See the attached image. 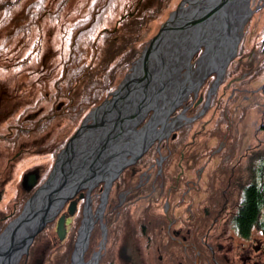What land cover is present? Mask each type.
<instances>
[{"label":"trees","instance_id":"16d2710c","mask_svg":"<svg viewBox=\"0 0 264 264\" xmlns=\"http://www.w3.org/2000/svg\"><path fill=\"white\" fill-rule=\"evenodd\" d=\"M139 1L91 0L85 5L87 7L85 14L82 13L83 15L68 23L60 21L63 35L67 38L63 39L66 42L63 43L66 46V52L62 50L59 56L61 60L58 67H60L61 73L52 84V93L49 96L39 94L35 103L27 107L22 113L24 114L31 107L42 104L44 99H46L45 102L49 108L45 114H38L37 118L29 123V131L15 129L14 133H11L6 139L0 138V145L4 147L5 151L0 154V158H3L4 162L19 150H22V153H35L36 149L44 147L43 145L37 146L35 141L38 138L50 139L51 126L55 127L58 120L62 117H69L68 114L70 116L73 114L74 118L72 119H76L84 111H89L99 104L108 93L114 90L115 82L125 65V61L131 55V51L127 47L129 36L139 33L145 22L157 19L170 0H156L154 6L143 9L141 12L135 9ZM66 3L67 0H59L55 4V11L53 12L51 8L49 10V7L45 5L44 0H36L25 7L24 13L18 15L16 5L0 0V27L4 25L3 27L20 28L17 30L24 33V30L26 31L28 26H32L38 16L34 25L39 30L38 26L41 25L40 21L43 18L57 22L60 17L58 12L64 10ZM16 4L18 6V3ZM115 10H121L122 15L124 14L116 30L112 31L113 26L102 28L104 20ZM7 35L9 36H6V40L0 42V65L5 62L4 68L26 67L33 56L35 58L39 56L38 54L42 50L40 45L43 42L41 39L35 42L36 45L32 54H28L26 57H5L4 54L11 51V49H7V46L8 41L11 43L12 36L10 33ZM39 37L41 36L39 35ZM18 43L19 46L14 47L13 51L22 49L27 40L20 38ZM235 62L234 59L229 65ZM235 64L237 65V63ZM235 69L236 66H228L225 78L229 79ZM212 81L210 80L205 86L203 100L199 103H197V99L192 101L195 105L188 113L190 116L196 115L202 108L206 92ZM239 84L241 81L234 82L231 87L236 88ZM238 96L239 94L223 96L218 92L214 93L207 109V111L212 109L209 122L199 125H195L196 122H191L182 125L161 143L153 144L136 162L144 168L154 164L160 155L164 157L162 174L158 180H167L169 185H173L170 192L172 202L180 200L181 194L187 187L185 182L196 180V171L201 166L204 167L199 182L192 187L198 191H192L184 198V201L190 204L195 201L201 205L207 202L212 204L211 209L206 208L208 214L201 215L193 224L195 228L201 230L200 236L204 235L214 218L216 221L211 228L220 226L222 219L219 218L223 216L226 208H230L232 213L224 219L239 236H247L250 229L255 225L264 228V159L258 160L255 166L251 168L252 174H255V183L247 187L242 182L238 185L239 187L242 186L241 190L244 192L243 197L238 202L229 198L233 196L226 191L232 185L229 183L227 187V181L236 177L239 178V175L233 174L239 172V164H236L238 168H232V166L236 163L235 157L240 147L242 134L238 130L242 125L245 107L240 106L238 111L231 107ZM61 100L65 101L63 106L55 108ZM53 114L54 117L46 118V116ZM40 118L42 120L34 127ZM220 144V151L212 154ZM255 154L257 155L256 152ZM172 164L174 166L171 168ZM127 171L126 169L122 177L132 178L135 181L137 176H130ZM179 173L180 176L176 181ZM216 180H222V183L218 185ZM223 190L225 192L222 194ZM147 192L146 190L144 193ZM29 195H25L18 206L11 210L8 220L15 218L20 213L24 200ZM224 198H227L226 201ZM222 206L223 209L221 210ZM193 210L200 214L203 212V208L199 209L195 206ZM8 220L0 226V231ZM188 226L191 227V223ZM44 231L50 233L52 223L46 225V228L34 237L27 254L22 256L18 264H69L74 233H68L63 240L57 239V242L48 245L41 241Z\"/></svg>","mask_w":264,"mask_h":264},{"label":"rangeland","instance_id":"374dc122","mask_svg":"<svg viewBox=\"0 0 264 264\" xmlns=\"http://www.w3.org/2000/svg\"><path fill=\"white\" fill-rule=\"evenodd\" d=\"M4 1H7L8 4L16 5L15 6L16 12L19 15L24 13V9L28 4H31L36 0H4ZM180 1L181 0H170L169 3L167 4V7L164 9V11L160 14V16L157 19L149 20L145 22L144 26L142 27V30L139 33L129 36L127 47L130 49L131 55L125 61V65L123 66V69L115 82L114 90L116 89L117 85L124 79L125 75L130 72V69L135 64V61L139 58L141 52L148 45L149 40L158 31L160 24L176 8V6ZM58 2L59 0H44L45 5L49 7V10L51 8L53 12L55 11L54 9L55 4ZM89 2H91V0H67L66 5L64 6V10L58 12V16H60L58 21L53 22L52 20H48V18H43L40 21L41 25L38 26L39 30L34 25V23H36L38 19V16L36 17V21L32 23V26L27 27L26 30L27 33L25 30L24 33L21 32L20 30H17L20 28H12V27L9 28V26L3 27L4 25L0 27V42H3L6 36H9L7 35L8 33H10L12 36L10 40L11 43H9L8 41V46H7L8 47L7 49L9 50L11 49V51L5 53L4 54L5 57H9V58L11 57L17 58L18 56L26 57L28 54H32L35 48L34 46L36 45L35 42L37 40L41 39L43 41L42 45H40V49L42 46V50L38 54L39 56L36 58L33 56L29 65H27L26 67L4 68L5 62H3V64L0 65V122L5 124V126L3 124H0L1 135H4L6 133L7 131L6 126L12 124L9 123L10 120H13L16 116L23 114L22 112L27 107L35 103L36 98L39 96V94H42L44 96H49L52 93V87H53L52 84L61 73L60 67H58V64L61 60L59 56L62 53L61 52L62 50L63 52H66V46L63 44L65 41L63 39H67V38H65V36L63 35V31L59 23L60 21L65 23L71 22L74 18H78L81 15H83L82 13L85 14L87 8L85 5H87ZM16 3H18V6ZM155 3L156 0H140L135 9L141 12L143 9L154 6ZM184 6H186V4H183V7ZM247 7L248 10L251 11V14L246 18V21L244 22L241 30H239L238 32L241 38L237 47L236 55L229 61L228 65L225 68L222 78L217 81V85L215 87L214 92L209 96L207 100V105H209L212 95L216 92H218V94L223 96H227V94L231 95L233 91L231 84L236 81L234 78L243 80L241 84L237 86L241 90L240 93H238L237 90L235 93V94H239V96L235 100V103L231 105V107H233V109L236 111H238V108L240 106L245 107L244 114L242 116V125L240 128L241 130L240 129H239L240 131L238 130L242 134L240 139V147L238 150V154L235 157L236 163L232 166V168H235L236 164H239L240 168L239 170L237 169L239 172L233 173L235 176L239 175V178L238 177L233 178L234 183L231 182L232 190L229 192L231 193L232 191H235V194H233L234 197H229V198H233L235 202L239 201V198L237 196L239 193H241L240 190L242 186L241 187L238 186L241 183L240 180L242 181L243 184L246 183V181H250V180H252V182L255 183L254 180L255 174H252L251 168L255 166L258 160L264 159V127H263L264 126V0H247V5L244 6V4H242L239 7V10L242 12V14L247 12ZM122 13L123 12H121V10H117V11L115 10L112 13H110L107 16V18L104 20L102 24V28L113 26L112 31L116 30L117 25L121 20L120 18L124 16V14L122 15ZM23 35L26 38L21 37ZM39 35L41 37H39ZM20 38H24L25 40H27V43L24 45L22 49L13 51L14 47L19 46L18 42L20 41ZM188 41L189 39H187V42ZM181 48L184 49V46ZM173 49L174 47L172 45V47L170 48L171 55ZM205 51H206V47L204 45L199 46V48L194 52V54L189 60L191 64L190 68L194 70L193 79L195 81L193 86L190 88V91L187 94L186 98L169 113V117L172 120H174L173 127H176L184 120L183 116L185 118H188L189 115H186L185 111L188 109L189 104L191 103V101H194V99L198 100L199 96L201 97V100H203L205 86L208 85L210 80H213L212 83H210L209 88L206 92L205 101H204L205 104L207 99V93L211 85L214 83L215 79L217 78V73L214 71L197 70L198 64L196 61H198L200 57L204 55ZM234 59L237 65L235 63L229 65L230 62ZM228 66L231 67L236 66V69L234 70L232 76L229 79H226L225 73ZM187 72L188 70L186 68H181L179 70V75L181 76V78H185V74ZM200 78L202 79L199 81ZM250 78L251 81L248 82ZM136 83L137 81H134L132 85H128L125 88L124 90L125 96H127L132 90L135 89L134 86L136 85ZM45 101L46 99L42 101V104L36 105L35 107H31L30 110L24 113L27 115V118L30 119V121L35 120L37 118V115L40 113L41 115L45 114L47 108H49V105ZM61 102H65V101L61 100ZM182 106L184 107V109L180 111ZM115 109L116 107L114 106L108 113L111 115L115 111ZM211 112L212 109L207 112L205 110L203 114H201L199 118L195 120L197 121L195 125L197 124L199 125V123L201 124L202 122L204 123L208 121L212 114ZM87 113L88 111H84L71 123H68L65 120L66 117H62L60 120H58V123L56 125L57 128L51 126L50 138L53 144L60 143L61 145L59 147L62 148L64 144L68 143L70 138L73 136V134L79 129V126L80 124H82L83 118L87 116L86 115ZM151 113L152 110L148 109L146 113L143 115V117L139 120L135 128L141 129V127H143V125L149 120ZM131 122L133 123L134 119H132ZM86 123H89L90 125L92 123V119L86 121ZM111 124L112 123H110V125ZM110 125L107 124V127L103 129H96L98 126L84 129L79 137V139L81 138V140H83V138H87V139L89 138V140L92 141V137H90L91 133L89 132V130L95 132L99 130L98 132L99 135L94 140V142L96 141V143L94 144L95 146L94 145L93 147H90V145L84 147L82 146L78 150L79 151L85 150V152L80 153L78 156H76V158L80 160L81 158H86L85 156L87 155L93 154L95 151V149L93 148H96L99 145L101 139L99 136H103L108 130L109 128L108 126ZM118 128L119 125L117 127V130ZM156 128L158 130L161 128L160 122L157 123ZM165 139L167 138H162L161 140L155 139L150 145V147L153 144L157 145L161 143ZM133 144L135 145L136 143L133 141ZM75 146L78 147V144L76 143ZM3 148L4 147L0 145V154L5 152ZM57 150L55 149L54 151ZM51 152H52L51 150L46 149L44 151L38 152L37 154L23 155L19 159L13 161L11 163V166L6 165L4 159L0 158V182H1L0 183V226H2V224L6 220H8V218H10L12 207L18 206V198L16 197L18 193L22 191V188L20 187V185H22L20 183L21 176L25 174L30 168L35 167V169H32L33 173L34 170H37L36 174L34 173L35 176L30 177L32 183L28 185L26 184V182H24L27 186L26 187L27 189H25L23 192L27 196V194L29 195L33 191V189H35L38 185L41 184L42 181L45 182V180L49 177L50 173L52 172L53 168L56 167V164L54 165L53 163L54 158H52ZM255 152L257 153V155L255 154ZM130 156L131 155L128 154L126 157L129 158ZM160 157H162V160H160ZM137 160L131 166L129 165L131 170L137 168L134 167V164L137 162ZM163 161L164 158L163 156L160 155L155 163L160 162L159 164H163ZM173 166L174 165L172 164L170 167L172 168ZM154 167L155 170L158 169V166H153V168L150 169V171L145 170V173L142 176L143 180L146 179L147 181L154 176L155 174ZM228 186L229 183L227 187ZM158 191L160 190L156 189L153 192V194L154 193L157 194ZM109 194L110 195L108 201L117 203L118 200V205L125 203V201H128V198H126L128 193L122 191L119 192L118 189H116V187H112ZM146 194H148V192ZM70 199L71 198L67 199L64 202L65 205H67L68 200ZM226 199L227 198H224L225 201ZM119 201H121V203H119ZM145 205L146 203H144V198H142L138 204H135L133 206L132 211H137L139 213V211H141ZM184 205H185L184 207L188 211L186 212L187 218H190L189 215V213H191L190 209L194 206L198 207L199 209L203 208L205 210L206 208L209 210L212 207L211 202H207L201 205L199 202L195 201L192 202L191 204L186 203ZM108 208L109 207L107 205L106 209ZM222 209L223 206L221 207V210ZM106 213L107 212H104L102 214L103 218L101 219V222L103 223H106V219L107 222L108 221L110 222V219L108 215H106ZM57 216L58 214H56L54 218ZM224 216L229 217L228 214H225ZM130 218L131 216L129 215L128 221H130L129 220ZM219 219H222L223 221L222 227H225L223 236L228 237L231 235L232 238L230 239L231 240L233 239V242L241 241L240 239H236L235 237H233L234 234L229 231L228 222H226V220L223 219V217ZM11 220H8L7 224ZM48 223L46 225H48ZM7 224L4 226V228L7 226ZM46 225L41 231H43L46 228ZM94 225L97 235L95 237L96 238L95 240L96 242H98L100 236L98 230L99 224L95 223ZM109 225L110 224H108V226ZM126 226L124 225V227H122L120 230L116 229L114 231L117 233L115 244L120 243L121 235L123 234V231L124 232L126 231ZM4 228L0 231V233L4 230ZM56 237L57 236L54 231H50V233L47 231L41 236V241L47 243L48 245L50 244L52 245L53 242L54 243L57 242ZM252 238H254L256 242H264V234H261L260 231L255 228L252 230ZM256 242L254 243L256 244ZM96 248L97 246L96 244H94L92 250H96Z\"/></svg>","mask_w":264,"mask_h":264},{"label":"water","instance_id":"95a60500","mask_svg":"<svg viewBox=\"0 0 264 264\" xmlns=\"http://www.w3.org/2000/svg\"><path fill=\"white\" fill-rule=\"evenodd\" d=\"M236 2L237 0H181L178 3L160 24L158 31L149 40L130 72L125 75L108 98L88 113L83 124L59 153L56 167L53 168L49 177L26 200L21 212L0 233V264H18L21 256L27 254L35 235L53 220L58 209L81 185L89 180L95 183L100 175L108 173L103 177L107 176L109 186L110 181L126 165L134 163L142 156L155 139L161 140L168 137L170 131L174 129L173 122L168 123L169 113L179 104L177 101L179 95H176L169 103L163 102V88L169 83L172 74L177 72L179 74L181 68H186L190 73L189 60L199 46L204 45V29L210 20L225 10L221 17L225 18L226 25L232 26L233 31L231 35L228 30L224 33L227 48L218 64L219 68L214 71L217 73V78L207 93L205 102L207 104L209 96L215 90L217 81L222 78L229 61L236 55L241 38L238 32L251 14L247 7V12L240 17V25L237 28L235 24L237 15L232 11ZM183 4L186 6L183 7ZM242 4L247 5V0H244L243 3L241 1ZM239 7L240 5L237 10ZM187 28H190L191 31L186 36L192 32V35L187 37L189 39L187 48L176 52L179 46H174L172 55L171 53L167 54L168 46L174 41L173 35L178 34L180 39H183L185 37L183 31ZM134 81H137L135 89L125 96V88L132 85ZM186 92L187 90L183 94ZM114 106L116 109L110 115L108 112ZM148 109L152 110L149 120L141 129H136L135 126ZM89 118L92 119L90 125L86 123ZM134 118L137 120L132 123L131 120ZM183 118L187 121L192 120L191 118L186 119L184 116ZM159 122L161 128L158 130L156 125ZM110 123L112 124L110 125ZM107 124L110 126L103 136H99L101 139L98 147L93 148L95 149L94 153L80 160L76 158L80 153L85 152V150L79 151L75 146L77 142L81 141L79 137L82 131L96 126H98L96 129H103L107 127ZM133 141L136 143L135 145ZM128 154L131 155L129 158L126 157ZM73 177H77L74 184L71 181ZM88 211L87 208L86 213ZM63 223L64 221L61 220L57 225L56 232L59 238L64 235ZM90 227L89 219L85 220L79 230L70 264L82 263V253Z\"/></svg>","mask_w":264,"mask_h":264},{"label":"flooded vegetation","instance_id":"af4514ba","mask_svg":"<svg viewBox=\"0 0 264 264\" xmlns=\"http://www.w3.org/2000/svg\"><path fill=\"white\" fill-rule=\"evenodd\" d=\"M234 79L236 80L235 82L243 81L241 79ZM249 81H251V78L248 80V82ZM236 90L238 93H240L241 91L238 87L233 88L232 94H235ZM110 93H108V95L104 99L108 98ZM200 100L201 97L199 96L197 103H199ZM62 103L64 102H60L57 107L61 108L63 106ZM99 104H97L96 106H98ZM194 105L195 104L193 102L189 104L188 109L185 111L186 115H189L188 113ZM96 106H94L93 108H95ZM208 106L209 105L207 104H203L202 108L196 115L188 116V119L191 118L192 120L187 121L184 119L179 125L173 127L174 129L171 131L174 132L182 125L194 122L197 118H199L201 114H203L205 110L207 111ZM203 108L204 110L202 111ZM91 109L89 111H91ZM183 109L184 107L182 106L180 111H182ZM88 113L86 115H88ZM68 115L69 117H66L65 120L68 123L73 122L74 120L72 118H74V115ZM51 117H54V114L46 116V118ZM86 117L83 118L82 124ZM41 120L42 118H40L36 122V125L34 127H36ZM88 120H91V118H89ZM31 121L27 118L26 114H20L16 116L13 120H10L9 123L12 124L6 126L7 131L4 135L0 134V138L6 139L7 137H9L10 133H14L15 129L23 130L26 132L29 131L28 125ZM209 121L210 119L204 123H207ZM170 122L174 123V120L169 117L168 123ZM57 123L58 121L56 122V125ZM0 124L3 123L0 122ZM82 124H80V126ZM3 125L5 126V124ZM55 127L57 128V126ZM171 131L168 137L171 135ZM22 144L24 143L22 142ZM35 144L37 146L43 145L44 147H42L41 149H36L34 151L35 153H32V155L37 154L40 151L49 149L52 151V158H54L53 163L55 165L58 160L59 153L65 148L68 143L64 144V146L60 148L59 146L61 144H53L51 138H38L35 141ZM55 149L58 150L54 151ZM220 149L221 144L216 150L212 152V154L220 151ZM23 155L31 154L22 153V150H19L17 152H14L11 157L6 159L5 164L11 166V163L13 161L19 159ZM89 160H92V158H89ZM132 164L129 165L131 166ZM129 165H126L118 173V175L110 181L109 186L107 184V176L103 177L108 173L100 175L95 183L91 182V180L85 182L70 197L71 199L68 200L67 205L63 203L62 207L57 213L58 216L53 218V220L50 222L52 223V231H54L57 236L56 239L63 240L68 233H74L71 251L72 254L75 249L79 230L81 229L83 222L89 219V221L91 222V227L87 237L85 249L82 253L81 264H264V242H256L255 239L252 238V230L255 228L259 230L261 234H264L263 227L255 225L250 229V232L247 236H239L232 228L228 227L229 231L234 234L233 237L242 241L233 242V239H230L232 238L231 235L228 237L223 236L225 229V227H222L223 221L219 226L220 228H211L214 225L216 218H214L210 223L209 228L206 230L204 235L200 236L201 230L199 228H195L193 224L196 220L199 219L201 215L208 214L207 209H203V212H201L200 214L194 211L193 207H190V218H187L186 212L188 211L184 207V204H186L184 198L185 195L191 193L192 191H198V189H193L192 187L199 182L204 167L201 166L196 171V180H187L185 182L187 187L181 194L180 200L172 202L170 192L173 185H169V181L167 180H158V175L161 176L162 174L161 170L163 164L154 163L148 167L143 168L142 165H138L135 163L134 167L137 168L133 170H131ZM211 165L213 166V164ZM153 166H158V169L156 170L154 167V176L147 181L146 179L143 180L142 176L145 173V170L150 171ZM179 166L181 167L180 164ZM32 169H35V167L30 168L25 174L21 176L20 183L22 185H20V187L22 188V191L18 193L16 197L18 198V203L21 202L26 195L23 192L25 189H27L26 184L29 185L30 183H32L30 177H34L37 172V170H34V174L32 172ZM126 169L128 170L127 174H129L130 176H137V179L135 181L132 178L122 177ZM179 176L180 173L177 175L176 181H178ZM76 180L77 177H73L71 181H74V184ZM24 182H26V184ZM231 182L234 183V180L228 181V183ZM43 183L44 182L42 181L40 185L33 189L26 200H28V198H30ZM92 183L94 184L91 185ZM216 183L220 185L222 183V180H216ZM252 184L253 182L252 180H250L246 181V183H244L243 185L247 187ZM112 187H116L119 192L122 191L128 193L126 197L128 198V201H125V203L119 205L118 200L117 203L108 201L110 195L109 192ZM156 189H159L160 191H158L157 194H153ZM146 190L148 191V194L144 193ZM231 190V188L226 189L227 192H230ZM224 192L225 190L222 191V194ZM240 192L241 193H239L237 196L239 199L243 197L244 193L242 192V190H240ZM233 194H235V191L231 192V195L234 197ZM142 198H144V203H146L143 209L139 211V213L137 211H132L133 206L135 204H138ZM103 199H105L104 202ZM26 200H24V203L26 202ZM119 203H121V201H119ZM107 205L109 207L108 209H106ZM14 208H16V206L12 207V209ZM87 208L89 209V211L86 213ZM104 212H107L106 215H108L110 219V222L108 221L109 223L106 219L107 224L101 222V219L103 218L102 214ZM231 213V209L226 208L222 216L223 219L224 217L225 219L227 218L226 216H224L225 214L230 215ZM129 215L131 216V218L129 219L131 222L128 221ZM61 220L64 221V235L62 238H59L56 229L58 222ZM95 223L99 224L98 230L100 236L98 242H96L95 240V237L97 236L94 225ZM190 223L191 227L188 226V224ZM108 224L110 225L108 226ZM124 225H127L128 228L126 226V231H123V234L120 238V243L115 244L117 233L114 231L116 229L120 230L122 227H124ZM254 242H256V244ZM94 244H96L97 246L96 250H92ZM71 254L69 264L71 263Z\"/></svg>","mask_w":264,"mask_h":264},{"label":"bare ground","instance_id":"6f19581e","mask_svg":"<svg viewBox=\"0 0 264 264\" xmlns=\"http://www.w3.org/2000/svg\"><path fill=\"white\" fill-rule=\"evenodd\" d=\"M241 1L243 3L244 0H237L235 6L233 7L232 11H234V14H236L235 18V24L238 28L240 25V17L242 16V12L240 10H237L238 6L241 5ZM237 5V6H236ZM228 11V9H226ZM225 12V10L223 11ZM223 12L221 14H223ZM221 14H218V16L214 17L212 20L209 21L206 28L204 29V46L206 47V51L204 55L197 61V70H210L215 71L217 70L218 64L223 58L225 54V50L227 48V42H225V32L226 30L229 31V35L232 34L233 28L232 26L225 24V18L221 17ZM227 14V12H226ZM190 28L184 29L183 35L185 36L183 39H180V35L175 34L173 35L174 41L170 46H168L167 54L170 53V48L174 46L178 47L176 52H180L183 48L180 46H184V50L187 48V37L192 35V32L186 36L190 32ZM172 37V38H173ZM169 45V44H167ZM180 67V66H178ZM194 70L190 69V73L187 72L185 74V78H181V76L177 73H173L170 77L169 83L163 88L162 91V101L169 103L176 95H179L177 98V101L179 104L186 98L187 94L190 91V88L194 84L193 79ZM178 75V76H177ZM187 90L186 94H183ZM137 118H134V121H136ZM92 137V141L89 140V138H83V140L77 142L78 149H80L82 146H88L93 147V145L96 143L94 140L99 135V130L90 131ZM95 134V135H94ZM94 135V136H93ZM92 143V144H91ZM95 146V145H94Z\"/></svg>","mask_w":264,"mask_h":264}]
</instances>
